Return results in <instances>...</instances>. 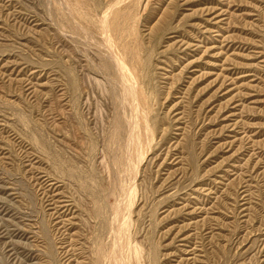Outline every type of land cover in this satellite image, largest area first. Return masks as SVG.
Returning <instances> with one entry per match:
<instances>
[{"label":"rangeland","instance_id":"rangeland-1","mask_svg":"<svg viewBox=\"0 0 264 264\" xmlns=\"http://www.w3.org/2000/svg\"><path fill=\"white\" fill-rule=\"evenodd\" d=\"M0 264H264V0H0Z\"/></svg>","mask_w":264,"mask_h":264},{"label":"bare ground","instance_id":"bare-ground-1","mask_svg":"<svg viewBox=\"0 0 264 264\" xmlns=\"http://www.w3.org/2000/svg\"><path fill=\"white\" fill-rule=\"evenodd\" d=\"M110 18V17H109ZM114 29V28H113ZM112 30V29H111ZM108 45L109 46H111L110 45V43H108ZM118 59V58H117ZM124 73V86H125V89H126V86H127V82H128V78H127V75H126V73L125 72H123ZM130 91H131V89H130ZM126 94H128L127 93V90H126ZM135 118V116H133V119ZM133 119H131V122L133 121ZM137 130V129H136ZM136 130L134 129V128H132V130H131V135H130V142H131V147L133 148V152H134V154L135 155H137L138 154V151H139V147H138V143H137V134H136Z\"/></svg>","mask_w":264,"mask_h":264}]
</instances>
